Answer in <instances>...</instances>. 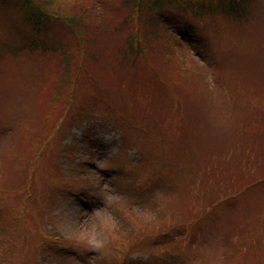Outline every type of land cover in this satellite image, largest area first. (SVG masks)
Segmentation results:
<instances>
[{
	"label": "rangeland",
	"instance_id": "374dc122",
	"mask_svg": "<svg viewBox=\"0 0 264 264\" xmlns=\"http://www.w3.org/2000/svg\"><path fill=\"white\" fill-rule=\"evenodd\" d=\"M37 1L48 15L26 41L43 39L42 47L55 51L0 61V209L21 218L18 204L26 212L39 207L41 229L52 239L42 237L40 250L32 245L36 237L8 238L0 244L17 243V250L0 252V264H14L17 253L22 264H263L264 182L252 184L264 168L248 162V177L235 178L243 185L224 187L235 179H220L201 155L227 153L236 116L243 115L232 105L235 89L249 108L264 112V78L228 81L252 64L264 71L256 61L262 19L251 21L258 32H233L226 24L239 21L230 15L177 8L171 0L168 29H144L131 0ZM59 15L73 19V29ZM137 43L141 55L131 47ZM147 69L176 87L162 92V104ZM225 72L222 81L214 78ZM96 75H120L109 104L132 113L137 128L140 121L138 130L120 131L129 146L98 118L112 116L111 107L97 100L90 112L76 97L82 80ZM263 144L256 149L264 152ZM236 157L228 154L224 166L234 168ZM218 188L223 192L212 193Z\"/></svg>",
	"mask_w": 264,
	"mask_h": 264
},
{
	"label": "trees",
	"instance_id": "16d2710c",
	"mask_svg": "<svg viewBox=\"0 0 264 264\" xmlns=\"http://www.w3.org/2000/svg\"><path fill=\"white\" fill-rule=\"evenodd\" d=\"M133 4V8L136 10L137 20L139 25L144 29H151L154 26L162 27L164 30H167V22H172V19L168 17L169 12H166L167 5L171 0H131ZM175 1V6H180L177 8H187L194 10L195 12H200L204 9H212V10H219L226 15H230L231 17L237 19L238 23H230L226 24L231 31L233 32H258L257 23L259 19H262L260 22L261 29L264 30V15L262 16V7L259 0H198L192 2L191 0H172ZM248 8L250 9V14L248 16ZM44 9L41 5H39L37 0H0V29L4 30V32H10V37H3L0 31V61L5 60L7 57L18 56L19 54L23 53L24 51H39V52H54L55 49L45 48L42 47V42H36L33 46L32 41H26V37L28 36L29 32H38L39 26L42 23L43 17H46L48 13L41 14L40 12ZM225 16L224 14H220ZM60 16V15H59ZM158 17V18H156ZM65 24L73 29L74 21L71 18H65L60 16ZM26 27V28H24ZM146 36L145 32H141ZM171 36L176 37L174 32H168ZM182 34V32H179ZM166 33V35L169 36ZM181 37V35H178ZM135 41V39H134ZM133 50L141 55L144 50L143 48L138 45L131 44ZM179 47V45H178ZM200 55L201 52H200ZM203 58V56H201ZM257 62H264V44L259 45L258 54L256 55ZM210 62V61H209ZM211 63V62H210ZM212 67L213 64L211 63ZM264 65V64H263ZM150 74L154 81L157 83V90L155 94L158 100L163 103V99L161 98V94L164 90L170 89V92L173 93L175 91V85L171 84L170 81H167L164 77H158V74L152 73L150 69L145 71V76L147 77V81H149ZM226 75L225 73H219L215 75V79L222 81ZM97 77L83 79L79 89L76 92V97L79 101L85 103L83 108H86L88 104L90 112H93L94 109L91 108L94 102L97 100H101V102L105 107H111V110L114 112L113 117L109 116V112L103 114V119L101 116L98 118L104 123L110 125L113 129H117L120 135V141L122 146H129L130 143L128 139L121 135V132L124 129H136L140 127V121L138 120V128L135 126V123L131 121L133 118L130 117L131 114H125L122 112L121 106L118 102H114L113 105L109 104L110 100L114 95V91H117V86L113 85L117 83L120 75L115 77L110 76H100L96 75ZM262 79L264 78V71L260 72V67L256 64H252L248 69L240 70L235 77L229 78L228 81L236 79ZM132 79H129L127 82V86L123 88H128L131 85ZM252 83H256L257 85L262 87V83L260 81H253ZM214 86H219L217 82H213ZM243 84V83H242ZM144 84L143 86H145ZM141 87H139L140 89ZM234 91V90H233ZM241 90L235 89L234 96L240 98L245 107L241 108L235 101L234 96L232 99V105L235 109H239L240 112H243V115L236 116V124L234 126V130L232 131V136L229 141V148L227 153H214V155H210L209 153H201L204 155L206 160L210 163V168L213 172L220 171L218 173L220 179L223 178L222 175L227 177L236 178V177H248V173L244 174L246 168H249L247 165L248 162L251 163V169L255 168V166L259 165L261 168H264V152L263 150H257V144L264 143V112L263 109H256V108H249L248 100L246 96L240 92ZM154 95V94H153ZM138 98H141V95L138 94ZM149 99V98H148ZM148 99H144L146 103ZM143 100V99H140ZM148 103V102H147ZM129 104H131L129 102ZM192 111L195 109L191 106ZM98 112H100L97 109ZM144 121L142 118L141 123ZM81 123V122H76ZM121 131V132H120ZM252 132H256L252 135ZM129 132L127 133V136ZM241 142L242 145L238 146V143ZM138 147H137V146ZM134 144L133 147L138 151V160L143 161L144 152L141 150L139 143ZM264 145V144H263ZM229 157H233L237 155L236 159H239V162L236 163H229L234 165L225 167L224 163L228 160ZM38 158V157H37ZM223 160V161H222ZM221 163V164H220ZM37 164L34 165L37 168ZM247 165V166H246ZM33 168L36 171V168ZM43 167H41L42 169ZM244 172V173H243ZM228 180L231 181V179ZM233 179V180H234ZM234 182L224 183L223 186H231L232 184H237V186L241 185L242 182L234 180ZM264 182V175L262 178L255 181L252 185H258ZM11 183V181H10ZM23 183V182H22ZM216 186H220V182L215 181ZM227 185V186H226ZM243 185V184H242ZM251 185V186H252ZM223 192L222 189L212 190V193L217 194ZM25 196H30V192L26 191ZM21 209V218L18 217L17 213H8L5 208L0 209V242H4L8 238H15L14 236H19L20 241L23 239L26 242L33 241L36 237L35 242L32 243L34 248H40V250H44L43 247V239L42 237L46 236L47 239L51 240L52 236L49 233L44 232L41 228L42 225V218L44 219V213L42 217L41 210L39 207H32L28 212H31V216L33 220L29 219L28 212H26L25 206L22 204H18L17 211ZM44 212V211H43ZM12 226L13 228L9 230V227ZM37 234V236H35ZM261 240L263 241L264 246V231L261 234ZM0 252H6L12 255L13 251L17 250V243H13V247L2 245L0 244ZM28 251L31 253L32 250L27 248ZM39 250V251H40ZM1 257V254H0ZM6 259V258H5ZM7 260V259H6ZM14 264H22L21 259L16 254L14 258ZM264 264V263H263Z\"/></svg>",
	"mask_w": 264,
	"mask_h": 264
}]
</instances>
